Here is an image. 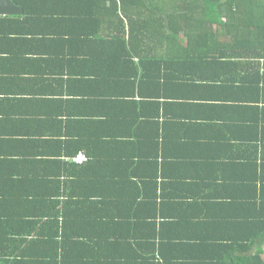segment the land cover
<instances>
[{
	"label": "trees",
	"instance_id": "trees-1",
	"mask_svg": "<svg viewBox=\"0 0 264 264\" xmlns=\"http://www.w3.org/2000/svg\"><path fill=\"white\" fill-rule=\"evenodd\" d=\"M13 2L0 35L98 41L131 100L116 90V112L91 117L70 152L89 161L59 165L49 192L0 198V264H264V0ZM181 86L190 110L199 86L238 93L222 104L238 119L167 117Z\"/></svg>",
	"mask_w": 264,
	"mask_h": 264
},
{
	"label": "crops",
	"instance_id": "crops-1",
	"mask_svg": "<svg viewBox=\"0 0 264 264\" xmlns=\"http://www.w3.org/2000/svg\"><path fill=\"white\" fill-rule=\"evenodd\" d=\"M123 16L126 18L125 14ZM53 28L57 32L64 29L62 26ZM40 29L37 34L0 35V198H10L8 210H14L13 202L18 207L16 196L39 195V189L48 190L52 173L59 171V165L63 168L66 163L79 164L73 158L81 153L89 161L86 150L70 152L89 144L88 134L93 131L91 117L97 120L107 107L110 112H116L119 108L116 90L122 100H131L125 95L126 90L116 89V75L121 72L116 73L114 66L110 68L111 73L103 69L110 61L109 57H102L106 53H100L98 41L83 49L71 50L64 39L46 37V30ZM101 30L99 36L103 35L104 27ZM181 87L169 91L173 95L166 100L173 106L167 108V117L186 115L214 126L230 125L233 117L238 119L230 107L222 105L235 103L240 97L238 93H228L222 87L199 86L194 101L204 107L190 110L186 106L193 102L190 87ZM180 94L186 98L177 100ZM236 104L242 105L241 102ZM125 116L133 128L127 109ZM68 142H71L69 146Z\"/></svg>",
	"mask_w": 264,
	"mask_h": 264
},
{
	"label": "water",
	"instance_id": "water-1",
	"mask_svg": "<svg viewBox=\"0 0 264 264\" xmlns=\"http://www.w3.org/2000/svg\"><path fill=\"white\" fill-rule=\"evenodd\" d=\"M24 9L16 5L13 0H0V16H21Z\"/></svg>",
	"mask_w": 264,
	"mask_h": 264
},
{
	"label": "built area",
	"instance_id": "built-area-1",
	"mask_svg": "<svg viewBox=\"0 0 264 264\" xmlns=\"http://www.w3.org/2000/svg\"><path fill=\"white\" fill-rule=\"evenodd\" d=\"M87 160H88V157L85 154H83V153H81L77 157L73 158V161L76 162V163H79V164L80 163H85Z\"/></svg>",
	"mask_w": 264,
	"mask_h": 264
}]
</instances>
